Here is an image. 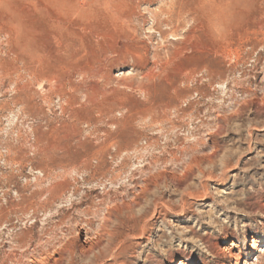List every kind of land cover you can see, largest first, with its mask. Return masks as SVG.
<instances>
[{"label": "rangeland", "instance_id": "obj_1", "mask_svg": "<svg viewBox=\"0 0 264 264\" xmlns=\"http://www.w3.org/2000/svg\"><path fill=\"white\" fill-rule=\"evenodd\" d=\"M0 264H264V0H0Z\"/></svg>", "mask_w": 264, "mask_h": 264}, {"label": "bare ground", "instance_id": "obj_2", "mask_svg": "<svg viewBox=\"0 0 264 264\" xmlns=\"http://www.w3.org/2000/svg\"><path fill=\"white\" fill-rule=\"evenodd\" d=\"M129 18H130V17H129ZM253 249H254V250H257V245H256V243L253 244Z\"/></svg>", "mask_w": 264, "mask_h": 264}]
</instances>
